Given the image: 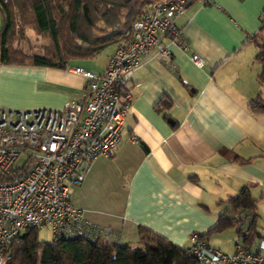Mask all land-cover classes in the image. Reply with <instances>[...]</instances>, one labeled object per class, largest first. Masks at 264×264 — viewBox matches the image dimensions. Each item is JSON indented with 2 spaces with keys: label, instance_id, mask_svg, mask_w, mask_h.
<instances>
[{
  "label": "crops",
  "instance_id": "crops-1",
  "mask_svg": "<svg viewBox=\"0 0 264 264\" xmlns=\"http://www.w3.org/2000/svg\"><path fill=\"white\" fill-rule=\"evenodd\" d=\"M211 1H194L177 19L182 41L165 42L170 60L152 54L132 74V105L114 156L97 158L70 192L73 207L104 228L110 242L136 244L139 227H146L188 247L244 189L256 200L262 239L244 244L238 230L247 229L249 214L239 211L231 214L238 225L223 231L234 230L231 240L218 242L216 233L204 240L226 253L238 242L256 249L264 240V114L249 108L264 100L257 60L264 0ZM113 53L100 65L75 60L65 69L0 64V107L61 110L81 102L87 81L75 70L102 74ZM193 56L204 60L203 68Z\"/></svg>",
  "mask_w": 264,
  "mask_h": 264
},
{
  "label": "built area",
  "instance_id": "built-area-1",
  "mask_svg": "<svg viewBox=\"0 0 264 264\" xmlns=\"http://www.w3.org/2000/svg\"><path fill=\"white\" fill-rule=\"evenodd\" d=\"M194 1L212 5L211 0H162L143 9L102 74L75 70L87 81L81 102H67L61 110L0 107V259L27 229L48 226L53 237L108 239L104 228L73 207L70 192L85 181L97 158L114 156L132 105V74L152 54L171 59L165 42L182 41L176 21ZM191 60L200 69L205 65L198 56ZM185 248L198 264H264V240L256 249L238 242L228 254L193 234Z\"/></svg>",
  "mask_w": 264,
  "mask_h": 264
},
{
  "label": "trees",
  "instance_id": "trees-1",
  "mask_svg": "<svg viewBox=\"0 0 264 264\" xmlns=\"http://www.w3.org/2000/svg\"><path fill=\"white\" fill-rule=\"evenodd\" d=\"M159 1L162 0H0V64L65 69L71 61L96 58L108 48L126 44L127 34L143 9ZM262 21L264 32V17ZM27 30L43 40L41 54L35 52L36 45L26 36ZM252 40L257 41L256 37ZM24 42L30 53L21 47ZM257 47V60L263 66L259 81L264 86V44L257 42ZM249 108L256 115L264 114V100L251 101ZM225 203L230 209L214 228L200 235L202 239L238 225L231 214L239 211L249 214L247 229L238 230L244 244L254 245L262 239L256 226V200L248 189ZM37 230L27 229L18 235L0 264H198L186 248L146 227H139L136 244L61 236L42 242Z\"/></svg>",
  "mask_w": 264,
  "mask_h": 264
},
{
  "label": "rangeland",
  "instance_id": "rangeland-1",
  "mask_svg": "<svg viewBox=\"0 0 264 264\" xmlns=\"http://www.w3.org/2000/svg\"><path fill=\"white\" fill-rule=\"evenodd\" d=\"M0 19H1V15H0ZM25 34L28 37V39L33 44L36 45L35 52L38 53V54H41L42 52H41V48L40 47L42 45L43 40H41L40 37L37 35V33H35L32 30H27ZM21 47H23L28 53H30V51H28L29 48H28L26 42H24V44H21ZM114 51H115V47L108 48L102 54L97 56L96 58L91 59L90 62L97 63V64L100 65L103 62H106L107 57L109 55H111ZM37 234H38L39 240L42 241V242H51L53 240V234H52L51 228L48 227V226H45L43 228L38 229L37 230ZM228 234H230V236H232L234 234V230L230 229V230H227V231L222 232V233H216V235L215 234L214 235L215 236H219V237L216 238V241L219 242V241L231 240L232 238H229ZM233 252H230L228 254H231Z\"/></svg>",
  "mask_w": 264,
  "mask_h": 264
}]
</instances>
